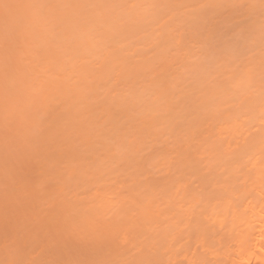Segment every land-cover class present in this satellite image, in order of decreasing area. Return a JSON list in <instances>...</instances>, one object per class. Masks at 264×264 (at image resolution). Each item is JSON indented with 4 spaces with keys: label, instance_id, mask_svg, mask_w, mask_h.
I'll list each match as a JSON object with an SVG mask.
<instances>
[{
    "label": "bare ground",
    "instance_id": "bare-ground-1",
    "mask_svg": "<svg viewBox=\"0 0 264 264\" xmlns=\"http://www.w3.org/2000/svg\"><path fill=\"white\" fill-rule=\"evenodd\" d=\"M3 2L0 264H264V0Z\"/></svg>",
    "mask_w": 264,
    "mask_h": 264
},
{
    "label": "rangeland",
    "instance_id": "rangeland-1",
    "mask_svg": "<svg viewBox=\"0 0 264 264\" xmlns=\"http://www.w3.org/2000/svg\"><path fill=\"white\" fill-rule=\"evenodd\" d=\"M242 89H243V87H242ZM240 90H241V89H240ZM247 90H248V91L250 90V86L247 87ZM232 91H234V90L232 89ZM243 91H244V90H243ZM243 91L241 90L240 93H241V92H242V93H245V91H244V92H243ZM234 93H235V92H234ZM234 93H233V94H234ZM242 93H241V94H242ZM238 95H240V94L238 93ZM236 96H237V95H235L234 98L236 99V101H237V99H238V102H240V100H241V98H240L241 95L239 96V98L236 97ZM237 106H239V104H238ZM237 106H236V107H237ZM244 106H245V105H244ZM234 109H236L235 111H237L238 108H234ZM235 114H237V113H235ZM248 124H249V123H248ZM248 124H247V125H248ZM250 125H252V124L250 123L248 127H250ZM245 127L247 128V126H245ZM238 135H239V134H238ZM240 137H241V136H240ZM236 138H239V136H238V137L235 136V139H236ZM235 146H236V145H235ZM235 146H233V149H232V150H235V149H236ZM236 147H237V146H236ZM237 149H238V148H237ZM237 149H236V150H237ZM236 150H235V151H232V152H236ZM237 151H239V149H238ZM240 152H241V149H240ZM236 154H237V152L234 153V154L232 153V154H231V157H228V159L230 160L229 162L232 164L233 168H235V169H236V167H238V166H236V165H234V164H237V162H239V161H241V164H243V162H245V163L243 164V165H244V168H242V169H244V170H247V169L245 168L247 165L250 166L251 163L254 162V161H253V160H254V157L252 156V157H253V158H252V157H251L252 154L250 155V153H249L248 155H247V154H244V158H245V159H244L243 157H242L243 159L240 158L241 156H240L239 154H241V153L238 152L239 157H238V155H236ZM245 155H247V157L250 155L249 159H247ZM233 156L236 157V158H238V159H237L238 161L235 162L236 159H234ZM232 157H233V158H232ZM240 159H241V160H240ZM246 159H247L248 162L246 161ZM251 159H252V160H251ZM243 160H244V161H243ZM242 161H243V162H242ZM224 162H225V161H224ZM226 162H227V161H226ZM229 162H228V163H229ZM228 163H227V164H228ZM225 164H226V163H225ZM246 164H247V165H246ZM230 166H231V165H230ZM241 166H242V165H240V162H239V171H240V169H241ZM248 166H247V167H248ZM248 168H249V167H248ZM250 168H251V167H250ZM231 169H232V168H231ZM235 169H233V170H235ZM242 169H241V170H242ZM236 170H238V169H236ZM236 170H235V171H236ZM239 171H238V172H239Z\"/></svg>",
    "mask_w": 264,
    "mask_h": 264
},
{
    "label": "snow or ice",
    "instance_id": "snow-or-ice-1",
    "mask_svg": "<svg viewBox=\"0 0 264 264\" xmlns=\"http://www.w3.org/2000/svg\"><path fill=\"white\" fill-rule=\"evenodd\" d=\"M0 6H3L4 8H8L9 5L4 3L3 0H0Z\"/></svg>",
    "mask_w": 264,
    "mask_h": 264
}]
</instances>
